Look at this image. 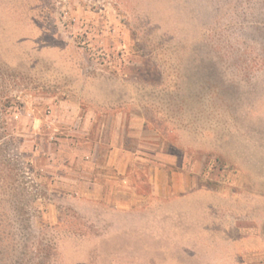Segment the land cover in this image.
<instances>
[{
	"label": "rangeland",
	"instance_id": "rangeland-1",
	"mask_svg": "<svg viewBox=\"0 0 264 264\" xmlns=\"http://www.w3.org/2000/svg\"><path fill=\"white\" fill-rule=\"evenodd\" d=\"M0 143V264H264V0H0Z\"/></svg>",
	"mask_w": 264,
	"mask_h": 264
},
{
	"label": "trees",
	"instance_id": "trees-1",
	"mask_svg": "<svg viewBox=\"0 0 264 264\" xmlns=\"http://www.w3.org/2000/svg\"><path fill=\"white\" fill-rule=\"evenodd\" d=\"M7 136H8V134H7ZM2 147H3V146H2V144L0 143V149H1ZM30 171H31V169H30ZM54 247H55V246H53V247H51V249H49V251H48V253H47L48 256H51V255H50L51 252H55Z\"/></svg>",
	"mask_w": 264,
	"mask_h": 264
}]
</instances>
